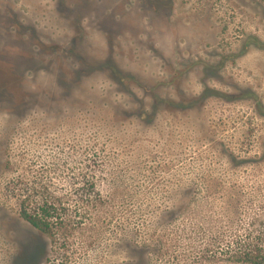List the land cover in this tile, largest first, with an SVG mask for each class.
<instances>
[{
    "label": "rangeland",
    "instance_id": "obj_1",
    "mask_svg": "<svg viewBox=\"0 0 264 264\" xmlns=\"http://www.w3.org/2000/svg\"><path fill=\"white\" fill-rule=\"evenodd\" d=\"M47 201L54 237L21 216ZM254 241L264 0H0V264H243Z\"/></svg>",
    "mask_w": 264,
    "mask_h": 264
},
{
    "label": "trees",
    "instance_id": "obj_2",
    "mask_svg": "<svg viewBox=\"0 0 264 264\" xmlns=\"http://www.w3.org/2000/svg\"><path fill=\"white\" fill-rule=\"evenodd\" d=\"M55 211L54 202H43L40 206L35 207L33 211H30L23 204L21 216L45 235L54 237L56 227L64 222L56 216ZM77 223L81 224V220ZM231 257L234 261L243 264H264V246L254 241L248 247L242 249L241 254L236 253V255Z\"/></svg>",
    "mask_w": 264,
    "mask_h": 264
}]
</instances>
